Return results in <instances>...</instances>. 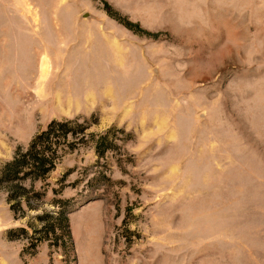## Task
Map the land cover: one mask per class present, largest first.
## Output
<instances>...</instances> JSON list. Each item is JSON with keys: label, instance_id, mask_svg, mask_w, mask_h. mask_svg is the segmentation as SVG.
<instances>
[{"label": "rangeland", "instance_id": "obj_1", "mask_svg": "<svg viewBox=\"0 0 264 264\" xmlns=\"http://www.w3.org/2000/svg\"><path fill=\"white\" fill-rule=\"evenodd\" d=\"M66 117L0 264H264V0H0V166Z\"/></svg>", "mask_w": 264, "mask_h": 264}, {"label": "trees", "instance_id": "obj_2", "mask_svg": "<svg viewBox=\"0 0 264 264\" xmlns=\"http://www.w3.org/2000/svg\"><path fill=\"white\" fill-rule=\"evenodd\" d=\"M127 25L132 26V23ZM80 121L79 117L51 120L45 129L33 137L26 149L19 146L13 158L0 166V183L6 182L10 185L9 201L14 212L22 209L23 203H26L29 208L37 209L39 207V204H30L31 197L39 200L44 195L35 189V183L37 180L47 177L55 169L57 162L63 155L62 143H67V147L73 149L76 142L86 140L90 123L88 119L84 122ZM113 130L115 129L110 128L100 136L101 142L98 141L96 144L98 154L101 155L106 150L102 140L103 138L106 139ZM28 179L31 183L30 186L25 185V180ZM30 193H33V196ZM61 202H63L61 199L57 201L58 204ZM38 218L46 222L39 232L45 231L48 234L52 232L56 234L57 230H60V237L64 238L69 247H73L69 216L66 209L62 208L56 216L46 212L43 215H38ZM19 231L27 232L24 227L20 228ZM54 244H58L57 241Z\"/></svg>", "mask_w": 264, "mask_h": 264}, {"label": "bare ground", "instance_id": "obj_3", "mask_svg": "<svg viewBox=\"0 0 264 264\" xmlns=\"http://www.w3.org/2000/svg\"><path fill=\"white\" fill-rule=\"evenodd\" d=\"M47 64H49V63H47L46 62V65L44 66V68H43V77H46V75L48 74V69H49V67H48V65Z\"/></svg>", "mask_w": 264, "mask_h": 264}]
</instances>
